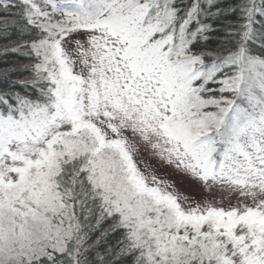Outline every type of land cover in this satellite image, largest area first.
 Listing matches in <instances>:
<instances>
[{
  "label": "snow or ice",
  "instance_id": "1",
  "mask_svg": "<svg viewBox=\"0 0 264 264\" xmlns=\"http://www.w3.org/2000/svg\"><path fill=\"white\" fill-rule=\"evenodd\" d=\"M0 264H264V0H0Z\"/></svg>",
  "mask_w": 264,
  "mask_h": 264
},
{
  "label": "rangeland",
  "instance_id": "2",
  "mask_svg": "<svg viewBox=\"0 0 264 264\" xmlns=\"http://www.w3.org/2000/svg\"><path fill=\"white\" fill-rule=\"evenodd\" d=\"M161 175H166L168 179L175 181L176 186L182 191H188L191 188V182L186 177L173 172L171 169H160Z\"/></svg>",
  "mask_w": 264,
  "mask_h": 264
}]
</instances>
